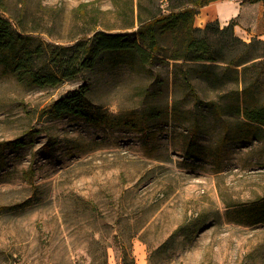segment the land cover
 <instances>
[{
	"label": "rangeland",
	"instance_id": "obj_1",
	"mask_svg": "<svg viewBox=\"0 0 264 264\" xmlns=\"http://www.w3.org/2000/svg\"><path fill=\"white\" fill-rule=\"evenodd\" d=\"M3 1L15 29L25 16L27 27H46L50 34L34 33L44 42L70 44L85 28L75 10L92 0ZM113 1L116 27H125L128 0L96 5L107 11ZM100 17L116 23L112 13ZM150 69L140 74L108 54L58 88L40 89L0 65V143L26 142L0 152V264H90L93 236L109 245L107 264H120L122 242L135 264H264V220L249 225L264 218V143L230 140L232 116L187 104L201 147L200 159L188 158L192 114L173 117L171 66ZM82 86L106 125L51 114ZM204 86L205 100H221ZM133 113H151L156 126L139 133L118 125Z\"/></svg>",
	"mask_w": 264,
	"mask_h": 264
},
{
	"label": "trees",
	"instance_id": "obj_2",
	"mask_svg": "<svg viewBox=\"0 0 264 264\" xmlns=\"http://www.w3.org/2000/svg\"><path fill=\"white\" fill-rule=\"evenodd\" d=\"M213 1L216 0H128L125 15L130 21L125 27H116L119 8L116 1H113V9L107 11L96 5V0L83 2L75 10L77 19L85 25L80 37L70 40L73 42L70 44H54L36 37L35 32L50 33L46 27H27L22 21L25 16L15 19L19 30L15 29L13 17L0 0V65L5 74L13 75L22 85L55 89L84 71L94 69L104 55L119 58V63L140 74L151 73L150 66L161 62L171 66L175 121L182 122L179 112L192 114L186 119L193 122L188 127V158L200 159L201 147L197 142L198 119L192 109L183 108L187 104L196 110L205 105L213 110L216 118L232 116L234 132L230 140L264 143V40L254 38L247 42L239 38L234 33L233 23L223 28L218 23L195 27L199 10ZM258 1L264 0H243ZM110 13L116 15V23L100 21V14ZM134 28L136 30L131 32H113ZM208 83L215 86L216 97L221 100L202 97L198 88L202 84L208 87ZM219 86L229 90L221 91ZM181 90L185 91L183 95H180ZM85 95L82 86L57 101L51 114L58 118L71 114L96 126L106 125L108 115L100 108L91 107ZM119 118L118 125L139 133H148L156 126L151 123L155 120L151 113H133ZM25 145L20 138L2 142L0 152ZM259 208H254L258 209L257 214L261 212ZM262 215L249 225L263 222ZM91 242L96 250L90 254V264H107L109 245L95 236ZM119 258L120 264H135L124 242Z\"/></svg>",
	"mask_w": 264,
	"mask_h": 264
},
{
	"label": "crops",
	"instance_id": "obj_3",
	"mask_svg": "<svg viewBox=\"0 0 264 264\" xmlns=\"http://www.w3.org/2000/svg\"><path fill=\"white\" fill-rule=\"evenodd\" d=\"M200 22V23H199ZM218 23L223 28L233 23L236 36L249 42L264 40V1L216 0L202 7L195 17V27Z\"/></svg>",
	"mask_w": 264,
	"mask_h": 264
},
{
	"label": "bare ground",
	"instance_id": "obj_4",
	"mask_svg": "<svg viewBox=\"0 0 264 264\" xmlns=\"http://www.w3.org/2000/svg\"><path fill=\"white\" fill-rule=\"evenodd\" d=\"M200 23V22H199Z\"/></svg>",
	"mask_w": 264,
	"mask_h": 264
}]
</instances>
